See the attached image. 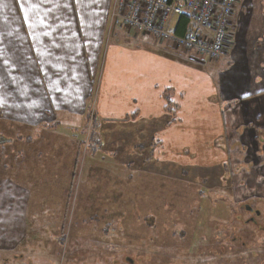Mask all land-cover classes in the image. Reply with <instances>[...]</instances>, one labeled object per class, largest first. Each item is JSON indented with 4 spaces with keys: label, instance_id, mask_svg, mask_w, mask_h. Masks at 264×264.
Returning <instances> with one entry per match:
<instances>
[{
    "label": "crops",
    "instance_id": "0c3cea01",
    "mask_svg": "<svg viewBox=\"0 0 264 264\" xmlns=\"http://www.w3.org/2000/svg\"><path fill=\"white\" fill-rule=\"evenodd\" d=\"M112 6L113 0H0V126L12 130L3 136L8 148L0 170L10 176L0 179V204L17 208L0 244L4 238L15 246L27 232L34 185H71L76 164L69 129L87 117L100 127L94 151L100 145L106 155L122 157L121 174L137 185L146 184V175L178 174L172 168L185 146L175 143L194 137L188 129L194 120L206 125L199 135L211 143L232 135L253 162L239 178L245 173L252 183L233 176L231 185L228 176L226 188L241 203L244 187L251 198L264 199V0H236L228 44L211 59L123 28L108 38ZM217 151L216 170L190 172L218 182L220 160L228 155ZM95 157L89 169L105 163Z\"/></svg>",
    "mask_w": 264,
    "mask_h": 264
},
{
    "label": "rangeland",
    "instance_id": "374dc122",
    "mask_svg": "<svg viewBox=\"0 0 264 264\" xmlns=\"http://www.w3.org/2000/svg\"><path fill=\"white\" fill-rule=\"evenodd\" d=\"M177 19H172L171 29ZM117 29L122 28H107L108 38ZM221 114L226 117V111ZM202 124L194 120L192 127L183 126L194 137L175 143L185 146L178 153V167L172 168L178 174L162 172L154 180L146 175L147 185L127 182L121 174L122 157L106 155L100 145L94 151L93 139L100 127L90 117L69 129L73 142L67 146L76 164L71 185L33 186L32 200L25 208L27 232L15 246L2 239L0 264H264V233L246 224L254 216L248 210L255 208L256 215L261 212L257 225L264 226V199L251 198V191L244 187L245 203H241L226 188L228 183L234 185L233 176L243 185L252 183L245 173L239 178L242 168L248 170L253 164L245 161L247 148L242 150L232 135L216 137L214 143L204 140L199 135L206 126ZM218 148L228 155L220 160L221 179L195 177L192 168L216 170ZM94 157L105 163L89 169ZM106 167L113 174L105 173ZM15 209V204H0L2 237L11 233L13 221L8 219Z\"/></svg>",
    "mask_w": 264,
    "mask_h": 264
},
{
    "label": "built area",
    "instance_id": "2783aa9c",
    "mask_svg": "<svg viewBox=\"0 0 264 264\" xmlns=\"http://www.w3.org/2000/svg\"><path fill=\"white\" fill-rule=\"evenodd\" d=\"M236 0H113L109 28L149 34L176 47L217 58L228 44L227 29ZM186 13L183 35L171 29L172 19Z\"/></svg>",
    "mask_w": 264,
    "mask_h": 264
},
{
    "label": "trees",
    "instance_id": "16d2710c",
    "mask_svg": "<svg viewBox=\"0 0 264 264\" xmlns=\"http://www.w3.org/2000/svg\"><path fill=\"white\" fill-rule=\"evenodd\" d=\"M189 25H190V20H189V17L186 13H183L181 14L177 21H176V24L173 28V32L176 34V35H183L186 30L189 28ZM6 134H9L8 133V130L5 129L4 127H1L0 126V139H1V142H0V157L2 156V152L3 150L7 149L8 147L6 146V141H3V136L6 135ZM4 166V165H3ZM5 172L1 171L0 170V179H4V178H9V172H6V170H4ZM131 262V261H130Z\"/></svg>",
    "mask_w": 264,
    "mask_h": 264
},
{
    "label": "flooded vegetation",
    "instance_id": "af4514ba",
    "mask_svg": "<svg viewBox=\"0 0 264 264\" xmlns=\"http://www.w3.org/2000/svg\"><path fill=\"white\" fill-rule=\"evenodd\" d=\"M246 205H247V204L244 205V208H245ZM247 207H248V205H247ZM248 211L251 212V213H253L254 216H252V217H250L249 219H247V220H246V224H248V225L251 224V226H253L254 231H256V233L258 232V228H261L262 230H260V231H263V232H264V226H263V227H259V226L257 225V222H258L257 218L261 215V214H260L261 212H259V213L256 215V213H255V208H250ZM260 221H261V220H260Z\"/></svg>",
    "mask_w": 264,
    "mask_h": 264
}]
</instances>
